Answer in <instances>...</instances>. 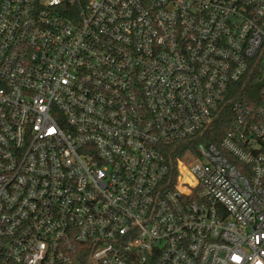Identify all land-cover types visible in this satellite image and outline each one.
Wrapping results in <instances>:
<instances>
[{
  "label": "built area",
  "instance_id": "obj_1",
  "mask_svg": "<svg viewBox=\"0 0 264 264\" xmlns=\"http://www.w3.org/2000/svg\"><path fill=\"white\" fill-rule=\"evenodd\" d=\"M0 260L264 264V0H0Z\"/></svg>",
  "mask_w": 264,
  "mask_h": 264
},
{
  "label": "trees",
  "instance_id": "obj_2",
  "mask_svg": "<svg viewBox=\"0 0 264 264\" xmlns=\"http://www.w3.org/2000/svg\"><path fill=\"white\" fill-rule=\"evenodd\" d=\"M231 118L221 117L216 120L212 126V131L214 134H208L206 139L218 143L227 129L230 127ZM0 264H16V263H5L0 260Z\"/></svg>",
  "mask_w": 264,
  "mask_h": 264
}]
</instances>
